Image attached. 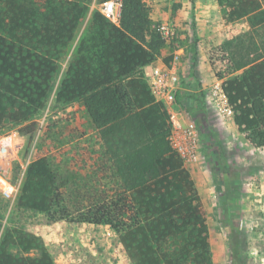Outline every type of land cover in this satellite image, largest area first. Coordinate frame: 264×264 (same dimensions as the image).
Here are the masks:
<instances>
[{
    "label": "trees",
    "instance_id": "1",
    "mask_svg": "<svg viewBox=\"0 0 264 264\" xmlns=\"http://www.w3.org/2000/svg\"><path fill=\"white\" fill-rule=\"evenodd\" d=\"M117 1L118 24L97 10L79 35L88 16L83 1L0 0V135L14 128L33 133L57 84L55 100L80 103L100 136L82 185L70 186L48 156L39 157L27 166L14 208L43 213L50 222L107 225L134 264H214L205 205L170 143V112L144 70L166 41L145 0ZM217 1L227 23L247 19L252 31L264 30V0ZM259 38L244 47L238 63L226 50L225 69L217 71L212 62L235 124L256 148L264 146V36ZM203 97L176 93L192 114L204 109ZM217 145L220 155L212 161L223 226L232 264H243L240 220L227 214L234 201L225 192L229 177ZM3 219L0 211V264H56L39 236L17 224L4 227Z\"/></svg>",
    "mask_w": 264,
    "mask_h": 264
},
{
    "label": "rangeland",
    "instance_id": "2",
    "mask_svg": "<svg viewBox=\"0 0 264 264\" xmlns=\"http://www.w3.org/2000/svg\"><path fill=\"white\" fill-rule=\"evenodd\" d=\"M80 1L86 4L88 16L79 35L86 27L91 14L97 10L102 12L103 4L107 0ZM145 2L151 16L153 7L148 1ZM195 2L196 0H192L194 7ZM118 6L121 10L120 3ZM193 17L195 18V14ZM216 18L213 22L208 21L202 28L198 25L199 29L195 27L186 30L184 35L178 34L175 26L176 34L172 39H165L160 30L163 23L172 21L151 18L162 38L168 41V45L166 46L165 42L160 50V59L163 62L171 59V63L175 56L174 51L182 47L184 48L182 66L183 64L189 66L191 60H194L196 65L205 56L209 63L213 62L216 70L220 71L227 66L221 60L223 50L238 63L241 60L239 54H246L244 47L254 39L260 40L259 37L264 36V30L260 31V35L252 31L247 19L232 22L227 26L221 25L219 28L221 19ZM116 23L118 24L119 20ZM71 52L72 50L63 60L62 70ZM176 70L179 74L177 92L191 87L192 80L198 81L197 72L191 69ZM56 86L46 107L37 118V128L33 133H23L14 128L4 134L11 135L16 146L12 157L0 154V177L14 187L13 193L8 195L4 189H8L9 185L6 182L4 185L0 178V211L4 218L3 225L5 227L12 223L17 224L39 236L56 264H134L119 235L107 225L50 222L43 213L27 210L18 212L14 208L25 171L32 160L48 156L61 176L70 177V186H76L74 182L82 185L87 174L93 170L91 155L97 157L99 153L100 136L85 109L78 102L58 103L55 100ZM201 87L205 86L200 83L199 88ZM209 91V86L196 91L203 92L202 111L192 114L187 110L185 102L178 100L174 108L194 121L200 132L202 152L199 159L184 163L190 172L197 170L194 174L200 179L202 187L206 186L205 184L211 186L210 188L208 186L211 201L208 200L206 212L214 264L233 263L228 232L223 226L224 215L217 186L218 177L213 171L212 158L220 155L217 144L221 145L224 151L225 170L229 177L225 182V192L228 193V201H234L227 214L235 215L240 220L239 256L243 264H264V146L260 148L252 146L245 134L239 131L233 116H224L214 101L210 100ZM207 136H211L212 140L204 143L203 138ZM217 162L219 161L215 163ZM196 166L199 169H194ZM233 207H238V210Z\"/></svg>",
    "mask_w": 264,
    "mask_h": 264
},
{
    "label": "built area",
    "instance_id": "3",
    "mask_svg": "<svg viewBox=\"0 0 264 264\" xmlns=\"http://www.w3.org/2000/svg\"><path fill=\"white\" fill-rule=\"evenodd\" d=\"M115 0H107L103 4L102 13L111 21L117 22L120 18L119 4ZM121 4V3H120ZM161 33L165 39H172L176 34L175 25L172 22L163 23L160 26ZM152 93L157 100L164 102L170 112L171 132L169 136L172 147L181 156L184 162L197 161L202 152V143L200 132L197 124L191 119L182 115V113L174 108L177 99L176 93L178 89L179 74L176 68L166 64L152 67L151 71L146 73ZM209 96L213 99L217 108L224 116H233V110L224 93L222 81L217 80L210 87ZM12 136H0V154L12 157L15 147ZM1 178V177H0ZM2 179V178H1ZM9 185L8 189H4L8 195L13 193L14 187L2 179Z\"/></svg>",
    "mask_w": 264,
    "mask_h": 264
},
{
    "label": "crops",
    "instance_id": "4",
    "mask_svg": "<svg viewBox=\"0 0 264 264\" xmlns=\"http://www.w3.org/2000/svg\"><path fill=\"white\" fill-rule=\"evenodd\" d=\"M149 4L153 7L151 18L154 20H168L172 21V23L177 27L178 34H185L186 30H190L192 28L197 27H204L208 21H214L216 19H221V24H219V28L221 25L227 26L231 23H227L222 16V12L217 0H196L195 7L192 6V0H146ZM195 14V18L193 15ZM195 20V21H194ZM206 21V22H204ZM199 25V27H198ZM215 25V23H213ZM168 45V41H166V46ZM184 48L180 47L174 51L175 56L174 59L171 61L169 66H173L174 68L184 70V69H191V71L197 72L198 81L192 80V86L189 88H185V90L196 92L201 89H205L206 86L212 87L215 81L218 80L216 74L214 73V69L212 64L209 63V60L205 58H201L195 65V61L191 60L189 62V66L184 65L182 66V52ZM160 56V55H159ZM152 62L151 64L144 67L146 73L150 72L152 67L159 66L165 64L160 57ZM190 71V70H189ZM221 80V79H219ZM222 81V80H221ZM201 85L205 87H200ZM210 100L213 99L209 96ZM194 169H199L196 166ZM194 172L191 171L193 177L195 178L196 185L199 189L200 195L202 197L203 203L207 210L208 200L211 201V193L209 184H205L206 186H201L200 179L195 176ZM209 186V188H208Z\"/></svg>",
    "mask_w": 264,
    "mask_h": 264
}]
</instances>
